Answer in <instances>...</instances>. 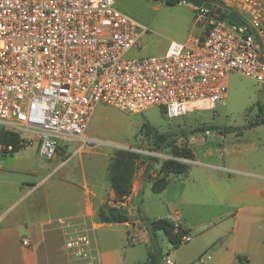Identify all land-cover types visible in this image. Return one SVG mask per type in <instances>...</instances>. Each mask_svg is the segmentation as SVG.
Masks as SVG:
<instances>
[{
  "label": "built area",
  "instance_id": "2783aa9c",
  "mask_svg": "<svg viewBox=\"0 0 264 264\" xmlns=\"http://www.w3.org/2000/svg\"><path fill=\"white\" fill-rule=\"evenodd\" d=\"M206 1L221 14L181 0L191 7L199 36L170 41L162 56L138 59L126 56L140 48L147 29L121 13L114 0H0V128L37 140V155L51 161L70 143L76 152L119 148L86 135L99 104L127 115L158 108L172 120L213 111L224 102L232 73L264 89V0ZM231 11L242 25L227 20ZM63 236L71 264L97 263L86 232ZM190 240L184 234L179 245ZM21 244L30 247L26 239ZM160 261L173 264L168 255Z\"/></svg>",
  "mask_w": 264,
  "mask_h": 264
},
{
  "label": "crops",
  "instance_id": "0c3cea01",
  "mask_svg": "<svg viewBox=\"0 0 264 264\" xmlns=\"http://www.w3.org/2000/svg\"><path fill=\"white\" fill-rule=\"evenodd\" d=\"M194 27L197 32L186 41L201 33L199 27ZM214 133L222 144L219 148H205L201 159L192 146L204 147L210 130L188 139L193 164L185 174L170 176L158 194L151 192L152 183L143 179V170L136 169L130 194L125 198L126 207H122L131 214L125 223L97 222L98 210L108 196L114 195L108 181L91 179L82 165L80 173L47 174L21 184L0 176V194L7 197L10 189L16 195L0 214V226L5 223L8 230L0 231V243L11 238L8 232L24 228L30 237L29 249L20 248L24 264H71L63 232H86L96 251V264H130L126 259L112 260L117 249L109 243L108 235L119 232L123 253L140 249L144 254L140 262L131 264H144L148 237L135 216L139 205L141 216L150 221L167 220L191 237L188 243L173 248L163 233L157 232L162 256L168 255L173 264H264V164L243 156L249 150L231 142L230 136L238 133L218 129ZM74 151L73 156L80 160L83 151ZM65 154H69L68 147L59 156ZM65 161L52 171L62 169ZM4 199L0 196V202ZM108 206L113 207L111 203ZM58 221L66 225L58 226Z\"/></svg>",
  "mask_w": 264,
  "mask_h": 264
},
{
  "label": "rangeland",
  "instance_id": "374dc122",
  "mask_svg": "<svg viewBox=\"0 0 264 264\" xmlns=\"http://www.w3.org/2000/svg\"><path fill=\"white\" fill-rule=\"evenodd\" d=\"M177 1L178 4L167 6L163 0H114L115 7L121 13L147 29L140 40V48L131 50L127 58L162 56L170 41L185 42L189 35L197 32L193 24L191 7L182 4L181 0ZM259 107H264V89L236 73L229 75L226 98L223 103H217L213 111L194 112L185 117L170 120L165 118L158 108H149L139 114L127 115L115 108L99 104L90 120L86 135L90 139L119 148H85L81 150L83 152L80 160L78 156L72 154L65 161L66 165L62 169L52 171L63 161L61 156L51 161L43 160L37 155V140L28 142L23 139L25 147L18 153L10 156L3 155L0 151V176L16 180L21 184L47 174L57 176L71 174L74 171L80 173L79 165H82L87 176L102 183L108 179V168L112 158L117 151L121 150L133 152L140 157L137 169L144 170L149 159H154L155 162L152 163L149 171V175L154 178L164 161L163 157H156L154 154L168 155V153L153 150L152 141L145 134V126L152 127L160 134L173 137L177 145L183 146L187 145L192 135H202L205 130L210 129L211 134L204 147L192 146L196 157L200 159L205 148H219L222 144L219 138H215L217 135L214 133L215 129L226 131V133H238L230 136L231 142L249 150L243 156L264 164V124L250 126L252 122H259L258 117H261ZM76 147V144L70 143L68 153L71 154ZM7 193V197L0 194L5 197L4 201L0 202V214L13 203L16 196L10 192V189ZM106 200L105 205L111 203L114 208L126 207L125 199L123 202L113 203L114 198L108 196ZM130 216L131 214L128 218ZM0 231H8L5 229V223L0 226ZM8 234L12 235L11 238H7L3 244L0 243V264H24L20 248H29L23 247L21 242L24 239L30 241L29 235L25 233L24 228L10 231ZM108 236L109 243L117 249L116 253L112 254L113 262H122L126 259L131 264L142 260L144 254L140 249L127 250L124 253L123 249L121 251L122 242L119 232H113Z\"/></svg>",
  "mask_w": 264,
  "mask_h": 264
},
{
  "label": "trees",
  "instance_id": "16d2710c",
  "mask_svg": "<svg viewBox=\"0 0 264 264\" xmlns=\"http://www.w3.org/2000/svg\"><path fill=\"white\" fill-rule=\"evenodd\" d=\"M167 6L178 4L177 0H163ZM221 16L220 18H223ZM262 107H259V112ZM259 122H252L250 126H258L264 124V118L258 117ZM146 136L152 141L154 151H166L169 155L193 160V154L188 145H177L173 137L160 134L155 129L145 126ZM212 129V128H211ZM210 130V129H207ZM206 131V130H205ZM222 132V131H221ZM226 133V131H223ZM10 147V150L7 148ZM25 147L23 139L18 135L5 131L0 128V151L3 155L12 156L19 150ZM140 157L129 151H117L112 158L108 168V183L109 188L113 192V202H123L124 199L130 194L131 182L133 175L138 168ZM155 162L154 159H149L148 165L143 170V179L151 182V192L158 194L163 191L168 183L170 176H179L186 173L188 166L176 161L165 160L162 162L159 173L155 178L149 175L150 166ZM161 174V176H159ZM114 207L104 205L100 208L96 215L98 223L111 224V223H125L129 221L128 216H116L112 214ZM139 205L135 208L136 219L139 220L145 229L148 237V246L146 251V261L144 264H160L162 258V251L157 242V232H162L168 243L173 247L179 245V239L186 231L180 228L175 229L172 223L164 219L150 221L149 219L141 216Z\"/></svg>",
  "mask_w": 264,
  "mask_h": 264
},
{
  "label": "water",
  "instance_id": "95a60500",
  "mask_svg": "<svg viewBox=\"0 0 264 264\" xmlns=\"http://www.w3.org/2000/svg\"><path fill=\"white\" fill-rule=\"evenodd\" d=\"M188 4L195 8H204L208 11L214 10V14L219 16L222 12V9L220 7H217L215 5H212L210 2L206 0H188ZM227 20L237 26L242 25L241 20L238 18V16L233 12H229L226 16ZM112 214L116 216H127L128 215V209L126 208H114L112 210Z\"/></svg>",
  "mask_w": 264,
  "mask_h": 264
}]
</instances>
